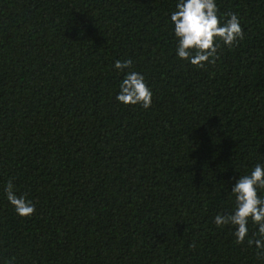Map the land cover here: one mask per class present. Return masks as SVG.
I'll return each instance as SVG.
<instances>
[{"label":"trees","instance_id":"16d2710c","mask_svg":"<svg viewBox=\"0 0 264 264\" xmlns=\"http://www.w3.org/2000/svg\"><path fill=\"white\" fill-rule=\"evenodd\" d=\"M175 3L0 0V264H264L213 221L264 164V0H216L243 38L203 68L175 55ZM117 59L150 108L116 101Z\"/></svg>","mask_w":264,"mask_h":264},{"label":"clouds","instance_id":"9594fccd","mask_svg":"<svg viewBox=\"0 0 264 264\" xmlns=\"http://www.w3.org/2000/svg\"><path fill=\"white\" fill-rule=\"evenodd\" d=\"M226 15V20L218 15L216 0H176L169 15L175 38V55L198 68L212 63L220 43L231 46L243 38L239 17L231 12ZM112 67L123 73L116 101L150 108L153 92L144 73L133 70V61L117 59ZM230 192L234 196L233 211L218 213L213 218L214 224L217 227L232 226L237 243H243L247 237V243L254 246L259 255H264V164L257 162L246 174L236 177ZM4 194L18 216L32 215L35 205L24 195H17L11 181L6 183ZM250 222L255 226L251 235Z\"/></svg>","mask_w":264,"mask_h":264}]
</instances>
